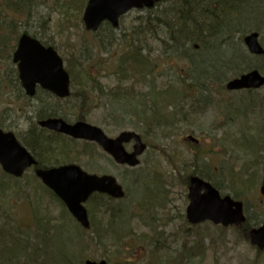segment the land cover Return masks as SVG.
Instances as JSON below:
<instances>
[{
  "label": "rangeland",
  "instance_id": "374dc122",
  "mask_svg": "<svg viewBox=\"0 0 264 264\" xmlns=\"http://www.w3.org/2000/svg\"><path fill=\"white\" fill-rule=\"evenodd\" d=\"M76 1L37 0L31 10V17L27 20V23L22 24L23 21H18L16 29H19L20 33L26 30L28 34L52 45L63 58L65 67V58L70 57L74 47L75 49L77 48L81 58L88 61V69L96 76L98 86L103 88L104 91L113 88L112 86L117 82L119 83L120 80L123 82V88L137 93L139 90L136 86L133 87V90L129 89L136 82L134 77L121 79L118 75L115 76L113 70L115 69L116 57L120 56L123 49V43H120L118 40L120 33L126 32V40L130 41L132 33L129 32L135 29L140 20L145 17L146 11H129L120 18L119 26L116 29L109 30L107 27L101 26L97 32H89L84 29L81 21L84 4L81 11L78 12L80 21L75 19V5L78 4L75 3ZM261 1L250 0L241 8V14L245 15L253 7L259 5ZM260 12L262 11H256V14ZM259 35L264 38V34L259 33ZM261 36H259V39L264 46ZM8 43L9 47L0 52V73H4V69L8 66V63L11 64L9 53L13 48L12 46H14L15 40L9 37ZM147 43L152 44L153 42L148 40ZM152 46L154 47V44ZM157 71L162 72L154 74L155 82L158 86L172 84L178 76L177 73L166 66L165 62ZM150 80L151 77L146 82ZM136 85L140 86L138 83ZM213 87V92H208L211 95L209 103L204 102V97L198 101L185 97V102L188 106L192 103V108L195 109L196 107V113L190 116L192 123L178 122L167 135L157 131L152 136L149 135L145 139L143 138L148 147L141 156L138 169L125 170V168L114 164L93 144L86 143L89 146L85 147L84 143L77 142L73 145L72 142H65L69 147L65 148L68 154L65 158H68V160L64 162L76 163L90 173L112 174L126 191V196L118 200V202H113V205H118L121 209L123 213L122 220L126 218L129 221L132 240L126 239L128 243L131 241V245H127L125 248L130 249L129 252L132 253L134 264H147L145 256L149 251L153 250H158L157 252L160 255L164 252L163 255L171 253L174 257H178L182 253L183 247L188 255L185 253V257L179 262L180 264H264V249L262 252H258L249 243L248 237L242 234L236 227L221 228L208 222L193 226L185 220V207L188 203L186 198L187 189L180 178L185 172L182 163L186 162L189 164L187 155L189 150L192 149L190 142L184 139L187 134H193L202 141L199 147L200 151L211 150V166L206 167V169H209L211 174L218 179L220 176L224 178L223 173L219 172V169L225 168L227 160L230 158V166L235 169V172H239V174L245 175V167L247 165L250 166L248 162L252 157L249 155L248 150L242 146L239 147L233 144L231 141V139L233 140L235 137L241 135V130H239L237 123L244 122L247 124L249 120L254 123L259 117L264 124V119L260 117L259 113L255 112L259 107H253L264 96V87L251 94H246L244 91H226L224 88L219 89L215 84ZM147 88L148 83L144 85V91ZM75 89V85L74 88L71 86L72 92ZM1 90H3V87L1 88L0 85V114H2V108L8 104V98ZM94 96L95 92L92 91L89 95L91 107L86 105L88 108L84 107L83 109L77 107V102L73 100V97L72 101H53L55 102L53 104H55V109L60 108L58 113L67 120H74L77 113H83L88 123L100 127L110 137L116 136L122 130H134L141 133L140 124L135 123L131 119H117L115 121L111 119L109 107L116 102L109 101L105 94L102 97V93H97V99ZM37 97V100L34 102L35 104H39L43 100L45 101L46 98L49 100L48 96L42 91H39ZM12 100L14 99L12 98ZM14 101L21 106V108L17 106L15 111L10 113L14 117L18 115L21 118L20 122L18 121L19 128L15 129L19 130L20 136L29 135V131L34 127L32 116L36 112L32 108L26 109V105L23 106L20 101ZM136 101L137 98L134 99V103ZM226 101H231L228 110H234L235 105L242 106V117L238 118V122L235 121L233 123L231 122L232 120L225 121L224 113H221L220 110L223 109ZM247 103H249L248 107L245 106ZM187 105L183 107L184 110L188 108ZM259 106L262 107V105ZM190 129L194 130L195 133L185 132ZM245 132L247 133L246 130ZM249 133L254 138H260L264 141V136L258 137L259 133L254 132L252 129L249 130ZM228 135L231 138H228ZM58 147L60 146L57 143L52 142L50 155L56 154ZM130 148L131 143L126 145V149ZM161 150L180 159L176 160L175 158L179 172L175 168H171V164L165 156L166 154L161 153ZM259 154L261 155L260 158L264 160V146L259 151ZM51 160L56 159L53 157ZM198 164H202L200 159L198 160ZM263 164L264 161H261L252 166L253 169L251 170L255 171L257 176L254 188L245 194L246 198L240 195L242 200H247L248 211L245 213L249 214L253 221L258 220L259 222L264 217V197L258 194ZM190 165H192L191 160ZM153 170L160 172L163 178L160 185L156 188L154 187L157 193L149 197L150 192L145 190L143 185L148 184L151 180L149 175ZM178 173L180 174L179 177ZM32 174V170H27L18 183L14 184L15 187L19 186L20 192H17V190L5 192L7 197L10 196V203L13 205H8L10 206L12 217L20 219L27 225L31 219L29 204L34 205L39 218V224L32 221V225L37 226L31 230L30 236L33 238L35 233H45L46 230L63 224L62 227H57L53 235L54 245L59 248L62 247L67 253H78L82 247L80 246L82 245V241L79 238H74L77 230L74 223L68 217L70 215L63 213L64 207L60 204L59 200L57 201L54 197H50L48 193L40 190L37 181L34 182L32 180ZM0 180L8 182L2 173H0ZM221 184L223 192L228 193L229 190L224 179ZM141 188L144 189L143 192L145 194L138 191ZM139 194H142L141 198H139ZM152 197H154V200L151 199ZM101 202L102 198L91 196L84 204L88 209L89 204L95 205ZM95 213L99 215L101 212L95 210ZM112 215L114 214H111L106 208H102V225L104 227L107 223V218ZM65 216L68 218L65 219ZM186 229L188 230L187 232H185ZM24 231L29 232L28 230ZM48 232L50 233L49 230ZM91 233V231L80 233V236L81 238L89 237L92 235ZM145 234H149L147 241H143L140 238ZM65 235L70 236L66 237ZM69 241H73L74 246H70ZM111 243L106 241L104 245L96 242L88 244L83 253V260L86 258L94 260L105 259L104 254L109 253L110 261L105 259L108 264H118L124 258L129 257V254L126 253L119 258L117 254H121L123 252L122 249L120 253H117V251H120V248L117 249ZM33 253L32 251L31 254ZM30 259L33 260L32 258H28L27 261H30ZM167 259H169L168 256L161 258V260H158L160 261L159 263L154 264H168ZM78 260H81V257H78ZM4 263L8 264V261ZM34 263L37 264L36 262Z\"/></svg>",
  "mask_w": 264,
  "mask_h": 264
},
{
  "label": "trees",
  "instance_id": "16d2710c",
  "mask_svg": "<svg viewBox=\"0 0 264 264\" xmlns=\"http://www.w3.org/2000/svg\"><path fill=\"white\" fill-rule=\"evenodd\" d=\"M36 1L0 0V52L9 47V37L16 40L17 35L20 33V30L16 29L18 21H23L22 24L27 23ZM249 1L160 0L157 2L155 8L148 10L136 28L129 32L132 33L130 41L126 40V32H121L118 39L120 43H123V49L120 56L116 57L113 72L115 76L118 75L121 79L134 77L136 82L129 89L133 90V87L136 86L139 90L137 93L123 88V82L120 80L119 83L117 82L112 86L113 88L104 91L103 88L98 86L96 76L88 69V61L82 59L79 51L74 47L70 57L65 58L66 70L70 74L72 87L74 88V85L76 87L75 91L71 92L69 101H72L73 97V100L77 102V107L83 109L84 107L88 108L86 105L91 107L89 95L92 91L95 92V99L98 97L97 93H102V97L105 94L109 101L116 102L109 107L111 119L114 121L117 119H131L135 123L140 124L139 128L141 130L137 129L140 130V134L144 139L149 135L152 136L157 131L167 135L178 122L192 123L190 116L196 113V107L193 109L192 103L188 106L185 102V97L188 99L192 98L193 101H198L204 97V102L209 103L211 95L208 92H213L214 84L219 89H222L228 78L237 76L252 68H257L264 73V54L260 56L250 55L242 45V38L245 33L257 31L264 34V0L253 7L251 11L242 15L241 8ZM75 3H78L75 5V19L80 21L78 12L81 11L85 1L77 0ZM259 10L262 12L256 14V11ZM101 26L107 27L109 30L113 29L107 23L101 24ZM148 40L153 42L154 47L152 44L147 43ZM262 40L264 41V38ZM42 42L47 44L43 40ZM164 62L178 76L174 83L158 86L155 82L154 74L162 73L157 71V69L163 66ZM149 77H151V80L146 82ZM137 83L140 85L139 87L136 85ZM144 83H148L146 91H144ZM141 87L142 89L140 90ZM245 93L251 94V91H246ZM135 98H137V101L134 103ZM230 104L231 101H226L220 112L224 113L225 121L238 122V118L242 117V106L235 105L234 110H228ZM258 104L262 105V107ZM258 104L253 107H259L255 112L259 113L260 117L264 119V96L259 99ZM185 105L188 108L184 110L183 107ZM245 106L248 107L249 103L245 104ZM59 110V107L52 109L46 116H56ZM46 111H42L40 115L44 117ZM75 118L86 120V116L80 112L76 114ZM237 125L239 130H241V135L233 140L231 139V141L233 144L248 150L249 155L252 157L248 162L250 166L247 165L245 167V175L235 172V169L230 166V158L227 160L226 167L219 169V172L223 173L224 178L220 176L217 179L211 174L209 169H206V167L211 166L209 162L211 150L207 149V152L205 150L200 151V145L191 144L192 149L189 150L187 155L189 164L186 162L182 163L185 172L180 179L184 185L187 183L188 173H197L201 177L210 180L221 190L223 189L221 188V183L224 179L229 192L233 196L240 198V195H242V197L246 198L245 194L254 188L257 179L255 171L251 170L253 169L252 166L264 161L259 154V151L264 146V141L260 138H254V136L250 135L249 130L252 129L254 132L259 133L258 137L264 136V124L258 117V120L254 123L249 120L247 124L241 122L237 123ZM185 132L195 133L192 129ZM228 138H231V136L228 135ZM23 141L32 153L37 151L41 154L47 153L44 147L47 146L49 140L42 135L37 137H33V134L26 135L23 137ZM84 146L88 147L87 144H84ZM66 147L67 145L60 146V149L54 155H50V152L48 158H46L47 162L50 163V159L53 157L56 161L68 160V158H65L68 156ZM161 153L166 154L165 156L170 162L171 168H175L179 172L175 158L176 160L180 159L177 156L174 157L162 152V150ZM199 159L202 161L200 165L198 164ZM190 160L192 165H190ZM125 170L128 169L126 168ZM149 176L151 180L148 184L143 185L144 189L156 194L154 187L156 188L160 185L163 176L156 170H153ZM179 176L180 174L178 173ZM4 177L8 182L0 180V264H5V261H8V264H35L34 262L37 264L39 262L40 264H82L83 253L88 244L96 242L104 245L106 241L112 242L111 244H114L117 249L120 248L117 253H120L122 249L123 252L117 254L119 258L126 253L129 254L128 258H124L118 264H134L132 253L129 252L130 249L125 248L127 245H131V241L128 243L126 239L132 240L129 221L126 218L122 220L123 213L118 205L114 207L109 202V199H104L99 204H89L90 228L88 230L79 227L68 216L77 230L74 238H79L82 241V245H80L82 247L78 253H67L62 247H56L53 241V235L57 227H62L63 224L48 229L50 233L46 230L45 233H35L33 238L30 236L31 230L37 226L32 225V221L39 224L34 205L29 204L31 219L27 225L20 219L12 217L10 206L13 205L10 203V196L7 197L5 192H14L16 190L20 192L19 186H14L20 179L12 178L8 175H4ZM31 178L34 182L37 181L40 190L55 198L53 193L45 188L33 174ZM133 184L135 183L133 182ZM96 197L102 198V195L97 194ZM245 202V210L247 212V200ZM9 204L10 206H8ZM60 204L62 205L61 202ZM102 208H108L107 211L114 214L107 218L105 227L102 225ZM64 210L65 208L63 213L66 214L67 212ZM95 210H99L101 213L97 215ZM68 217L65 216V219ZM257 222L258 220L253 221L251 216L247 214L246 221L241 226V229L246 232L250 227L255 226ZM40 223L42 224V222ZM89 231L92 232L91 236L81 238L80 233ZM187 231L185 230V232ZM65 236L69 237L70 235ZM148 237L149 234H145L140 238L143 241H147ZM69 245L74 246V242L69 241ZM32 251L34 252L33 254H31ZM157 251H149L146 254L147 264L159 263L160 261L158 260L166 256L169 257L167 259L168 264H180L179 262H181V259L183 260L187 252L183 247L182 253L178 257H174L171 253L163 255L164 252H162L160 255ZM186 255L188 254L186 253ZM78 257H81V260H78ZM104 257L107 261H110L109 253L104 254ZM28 258L33 260L27 261Z\"/></svg>",
  "mask_w": 264,
  "mask_h": 264
},
{
  "label": "water",
  "instance_id": "95a60500",
  "mask_svg": "<svg viewBox=\"0 0 264 264\" xmlns=\"http://www.w3.org/2000/svg\"><path fill=\"white\" fill-rule=\"evenodd\" d=\"M157 0H87L82 13V22L87 30L95 31L103 20L117 26L118 17L131 8L151 7ZM258 33L252 32L243 39L248 51L261 54L263 48L258 42ZM13 62L17 64L19 78L26 94L32 96L35 85L49 90L63 98L69 95V74L63 67L62 58L51 46L42 45L37 39L22 33L13 53ZM264 85V76L256 69L229 79L225 88L237 90L259 88ZM38 124L56 132L70 135L76 139L96 142L113 159L123 165L134 167L139 164V156L146 149L140 135L131 130H123L114 138L106 136L95 125L83 120L67 122L60 117L39 120ZM188 139L197 142L191 135ZM133 141L129 152L124 144ZM36 164L33 156L19 143L12 133L0 130V165L2 169L15 176L22 175L24 170ZM35 175L62 200L70 214L84 228L89 227V220L83 202L92 192L106 193L114 198L122 197V186L112 175L88 174L75 164H65L50 168H36ZM259 192L264 195V167ZM189 203L186 207V218L196 224L209 220L223 226L240 224L245 221L243 204L229 195L221 196L219 191L208 181L197 175L188 179ZM249 241L258 249L264 248V219L249 230ZM83 264H107L104 259L84 260Z\"/></svg>",
  "mask_w": 264,
  "mask_h": 264
},
{
  "label": "flooded vegetation",
  "instance_id": "af4514ba",
  "mask_svg": "<svg viewBox=\"0 0 264 264\" xmlns=\"http://www.w3.org/2000/svg\"><path fill=\"white\" fill-rule=\"evenodd\" d=\"M11 57V61L8 66L5 67L4 69V73H0V85L1 88L3 87V90H1V92L5 93V96L8 98L7 102V106L2 108V114H0V130L3 132H11L15 139L18 142H21V139L24 137L23 135L20 136L19 135V130L17 131L16 129L19 128V124L18 121L20 122V119L18 117V115H16L15 117L12 116L10 113L15 111V108H21V106H19L17 103H15L14 100H16V102H21L24 105H26V109L27 108H32L34 112H36L32 117V119H34L35 124L38 125V121L40 119L49 117L46 116L47 114H49V112L52 111V109H55V102L53 101H63V102H67V100L69 101L70 98H58L57 96H55L53 93H51L49 90L42 88L40 85H35V91L34 94L32 96H28L26 94L25 88L22 85V82L19 78L18 75V70H17V65L13 62L12 60V56ZM5 88V89H4ZM39 91H42L43 93H45L49 100L46 98V100L40 102L39 104H35V100H37V96L39 94ZM12 98L14 100H12ZM31 101V103L28 104V102ZM47 110L45 113V116L42 117L40 114H42V111ZM18 113V111H17ZM6 114V115H5ZM30 123V122H29ZM38 127V126H36ZM34 127V130L37 132H45L48 135L52 134V131L47 130L45 128H42L39 126V128ZM16 128V129H15ZM43 129V130H42ZM30 132V131H29ZM100 150L102 151V148H100ZM38 158H39V162H41L40 167H47V166H51V165H61L64 164L66 162H57V161H53L51 163L47 162L48 158L45 154H41L40 152L38 153ZM0 173H4L2 172V170L0 169ZM102 174V173H101ZM187 230V229H186Z\"/></svg>",
  "mask_w": 264,
  "mask_h": 264
}]
</instances>
